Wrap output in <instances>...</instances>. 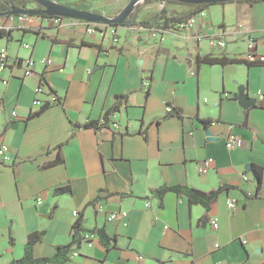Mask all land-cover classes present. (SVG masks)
<instances>
[{"label": "crops", "instance_id": "1", "mask_svg": "<svg viewBox=\"0 0 264 264\" xmlns=\"http://www.w3.org/2000/svg\"><path fill=\"white\" fill-rule=\"evenodd\" d=\"M129 1L58 0L106 17ZM11 4L0 0V13ZM135 9L134 25L88 33L80 20L56 28L35 17V29L0 38L14 62L0 71V145L8 147L0 162V264L21 259L35 233L42 236L33 257L55 256L72 241L78 218L83 241L60 264H264V64H257L264 62V3L206 6L187 37L156 33L187 6L156 1ZM163 10L164 20L151 21ZM249 37L255 64L245 60ZM211 38L225 47L211 48ZM206 56L241 62L197 61ZM28 58L36 64L24 77ZM45 58L48 68L40 63ZM41 79L58 99L44 108L33 106ZM238 95L256 102L245 108ZM118 97L125 100L106 128L82 127L101 121ZM230 134L240 148L227 149ZM57 156L62 162L54 164ZM205 160L211 166L202 174ZM163 185L214 195L205 208L171 190L153 192ZM59 187L68 190L56 193ZM229 199L237 201L233 209ZM121 212L124 218L107 219ZM91 230L102 231L107 245Z\"/></svg>", "mask_w": 264, "mask_h": 264}, {"label": "built area", "instance_id": "2", "mask_svg": "<svg viewBox=\"0 0 264 264\" xmlns=\"http://www.w3.org/2000/svg\"><path fill=\"white\" fill-rule=\"evenodd\" d=\"M54 2H58V0H51ZM40 7L33 2L27 3L25 5L24 9H29V10H38ZM16 11V7H14V5H10L9 9L5 12L2 13L0 15V30H6V31H13V30H23V29H35L34 26V18L35 17H40L42 19H46L47 21H49L54 27L56 28H60L65 19L64 17H58V16H50L47 15L43 12H38L37 15H28V14H17L15 13ZM86 25V29L88 33H94L96 31H98L101 26L100 24H95V23H87V22H83ZM195 19L192 17L191 19H189L186 22L183 21H176V22H172L169 26V28H157L156 33L158 34H162L166 31H168L169 29V33L171 34H175L178 36H188L187 33L188 31H190L194 26H195ZM104 27H102L101 29H103ZM113 32V30H112ZM155 32V31H154ZM116 41V40H114ZM209 46L211 48H218V49H222L225 47V42L220 40V39H216V38H211L209 40ZM25 48H29V45H24ZM255 49H256V45H255V41L253 40L252 37H249L247 39V46H246V54H245V60L248 63H253L257 60L256 55H255ZM40 63L45 67L48 68L52 65V60L50 58H45L43 60L40 61ZM14 62L8 58L7 55V51L5 49H1L0 50V71H4L6 69H9L11 67V65H13ZM35 64L36 61L32 58H28L26 60H24V62L22 63V67H23V76L24 77H28L30 75L33 74L34 72V68H35ZM6 81H3V83H5ZM144 88H148L149 86V81L145 80L144 83ZM46 87H45V81L44 80H40L39 85H37L34 89V93L36 95V98L33 101V106L39 107V108H44L46 107V105L48 103H55L58 99L55 95L51 94V92L48 91V93L46 92ZM42 95H47L46 99H42L41 96ZM225 97L228 96V94H224ZM257 96H259V98L262 97V93L258 92ZM166 111L168 113L172 112V108L171 107H167ZM13 116H16V112L13 111L12 112ZM102 122V120H101ZM214 124V123H211ZM111 127L114 130H118L120 127L117 123L112 122L111 123ZM242 145V141L240 138L236 137L233 134H230L228 136L227 142H226V147L229 150L232 149H237L240 148ZM7 152H8V147L5 144H1L0 145V162L5 163L8 160V156H7ZM211 166V162L209 160H205L204 163L199 167V172L202 174L207 173V171L209 170V167ZM248 180V177L246 175L243 176V181L246 182ZM263 189H264V185H263ZM42 202L41 198H37L36 199V203L40 204ZM237 201L235 199H229L227 201V206L230 209H233L236 206ZM73 217L77 218L78 217V212L77 211H73ZM126 216L125 212H121L119 214H110L108 215L107 219L108 220H115L118 218H124ZM211 224L214 228L217 227V220L213 219L211 221ZM85 238H88L87 236ZM217 246V245H216ZM78 253L77 252H72L70 253V258H74L77 257Z\"/></svg>", "mask_w": 264, "mask_h": 264}, {"label": "trees", "instance_id": "3", "mask_svg": "<svg viewBox=\"0 0 264 264\" xmlns=\"http://www.w3.org/2000/svg\"><path fill=\"white\" fill-rule=\"evenodd\" d=\"M12 1V5H14V7H16V9H24L25 5L27 3L33 2L35 3L33 0H11ZM157 0H145L142 4H149L152 2H156ZM168 3H174V4H179V5H184L187 6L189 8V11L187 13H185L181 18L178 19H173L170 21L176 22V21H183L186 22L189 19H191L194 15L199 14L206 6L212 5V4H202V5H190V4H181V3H177V2H172V1H167ZM231 2H243V3H256L255 1H251V0H240V1H229L226 3H231ZM224 4V3H221ZM136 10H134V12L130 15V17L136 13ZM5 13V12H2ZM166 13L163 11H161L160 13L154 15L151 19V21H155V20H160L163 19L165 17ZM130 17L128 19H130ZM81 22H84L82 20H80ZM143 24L145 25H149L150 23L147 21H144ZM100 25H104V24H100ZM107 26V25H104ZM112 27H118L116 25H113ZM6 37L7 39H10L11 37V31H6V30H0V38ZM197 61L199 63H204V64H208V65H228V64H235V63H240V60H236V59H231V58H227V57H211V56H206L203 58H198ZM255 62L253 63H248V64H255ZM257 64H264V62H258ZM118 102L115 103V105L113 107H111L109 110H107L101 120V121H94V122H90V123H86L84 125H82V127L84 128H95V129H100V128H106L107 125L110 123V117L117 113L119 111L120 108V100H125V97H118ZM168 113V112H167ZM171 113V112H170ZM211 124V123H210ZM60 148V146H59ZM62 162L60 156H57L56 161L54 162V164H58ZM254 172L257 174V176H259V170L254 167ZM68 190V188L66 187H59L57 189H55L56 193H62V192H66ZM171 190L174 191L176 194H178L179 196H186L188 198V201L190 204H201L203 205L205 208L208 207V204L212 198V196L214 195L212 194H205L199 191H196L192 188L189 187H167L166 185H163L157 189H155L153 192L157 193L159 195L164 194L166 191ZM83 232L82 229V223L81 220L78 218L72 226V241L67 244V245H63V246H59L57 248V253L55 254V256L51 257V258H35L32 255V247L33 245L39 241L41 239L42 233H35L33 235H31L25 245L24 248V255L22 256L21 259L19 260H14L12 261L10 264H51V263H62L67 261V257L65 256L67 252H69L71 250V248L73 246H80V244L83 241V238L81 236V233ZM91 234L93 233H97L100 237V240L102 242V244L104 246L107 245V243L109 242V239L102 233V231H94L91 230L89 231ZM61 258L59 261L58 259Z\"/></svg>", "mask_w": 264, "mask_h": 264}, {"label": "water", "instance_id": "4", "mask_svg": "<svg viewBox=\"0 0 264 264\" xmlns=\"http://www.w3.org/2000/svg\"><path fill=\"white\" fill-rule=\"evenodd\" d=\"M40 8L38 10H29V9H16L15 13L17 14H28V15H37L38 12H43L50 16H58L75 20H82L87 23L95 24H104L109 27L113 25H134L135 23V14L131 17L130 15L134 12L135 7L139 3H143L145 0H130L126 6L114 17H106L97 13L64 6L59 2H54L51 0H33ZM157 1H172L181 4H190V5H202V4H220L226 3L229 1H240V0H157ZM255 2L264 3V0H251ZM2 13H0L1 15ZM130 17V19H128ZM238 100L240 104L248 108L255 104V100L247 98L245 95H238Z\"/></svg>", "mask_w": 264, "mask_h": 264}, {"label": "rangeland", "instance_id": "5", "mask_svg": "<svg viewBox=\"0 0 264 264\" xmlns=\"http://www.w3.org/2000/svg\"><path fill=\"white\" fill-rule=\"evenodd\" d=\"M82 6H86L85 4H83ZM39 108V107H38Z\"/></svg>", "mask_w": 264, "mask_h": 264}]
</instances>
